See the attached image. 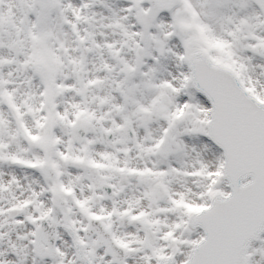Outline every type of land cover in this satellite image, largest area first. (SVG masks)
<instances>
[{"label": "snow or ice", "instance_id": "obj_1", "mask_svg": "<svg viewBox=\"0 0 264 264\" xmlns=\"http://www.w3.org/2000/svg\"><path fill=\"white\" fill-rule=\"evenodd\" d=\"M0 264H264V0H0Z\"/></svg>", "mask_w": 264, "mask_h": 264}]
</instances>
